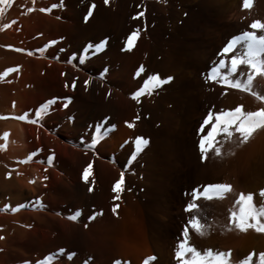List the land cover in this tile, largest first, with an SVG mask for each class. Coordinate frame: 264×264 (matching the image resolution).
I'll return each instance as SVG.
<instances>
[{"label": "rangeland", "instance_id": "374dc122", "mask_svg": "<svg viewBox=\"0 0 264 264\" xmlns=\"http://www.w3.org/2000/svg\"><path fill=\"white\" fill-rule=\"evenodd\" d=\"M82 1L38 0L39 3H37L36 0H19L20 12L17 16L6 20L8 10L0 15V49L2 50H0V73L7 68L16 69L0 79V102L5 107L4 112L0 113V117H4L0 119L2 120L0 139L3 138L2 133L8 134L6 127L10 125L8 128H11L13 122L20 121L13 118L17 116L10 112V109L17 110L16 108L21 106L23 110L20 109L19 112L22 115L26 114L28 120H35L36 110L41 105H45L47 111L42 115L44 120L53 122L56 115L68 117L65 121L79 127L76 138L85 141L84 146L90 147L89 150H93L95 155H100V146L107 140L112 128L102 129L99 123L101 119L105 121L106 118L99 115V110L91 98L61 90H65V85H72L73 80L75 85H84L88 77L97 79V83L88 81V85H98L96 89L100 93L105 92L106 86L112 84L139 85L134 92L135 94L141 91L139 102H137L138 107L133 109L135 130L143 126L147 140L155 144L158 152L149 159H141L145 147L136 153L134 146L136 136L133 135V139L128 141L132 145V151L125 160V167L131 171V174H136L139 165L145 166L149 162L152 169L147 182L137 181L135 184L136 211L147 224L152 226L159 238L166 241L172 257L170 264H178L175 253L180 242H186L187 246L195 247L201 253L208 249L213 252H223L221 248L223 243H218L216 247L219 248H216L207 241L233 230L240 231L229 222L230 212L238 211L239 195L252 193L256 207L264 208V201L259 198V192L264 189V186L253 184L249 169L241 163L243 162L241 152L246 147L251 148L252 141L257 140V133L262 129L254 132L247 142L239 146L236 143L239 139L238 134L234 133L231 140L225 139L223 134L218 135L216 140L217 146L221 147V156L217 157L209 151L206 158L202 160L198 147L199 140L210 128V124L205 125V131H200V125L209 111L215 114L232 110L237 106H242V111H255L264 107V103L247 91L226 87L208 80L207 76L213 67L218 66L221 58L228 62L232 53L223 57L220 53L233 36L251 30L248 26L254 20L264 22V0H251L249 8L241 7L242 3L239 1L242 2V0H225L216 9L211 8L209 4L206 6L205 2L184 3L187 0H175V11L178 14L173 18L168 13L170 20L164 25L154 24L156 26L153 25L151 33L144 31L147 25L142 26L131 50H126L124 44L119 47L120 54L126 51L123 55L111 51L109 36L114 33V24L108 19V13L98 8L95 3L86 5ZM232 2L239 3L243 10L238 6L242 10L238 13V17L232 20L231 18L221 19V9L226 11ZM53 4L62 6L52 8L48 12L40 11L41 8H50ZM93 4L95 7L92 9V14L85 20L89 6ZM29 7L34 11L28 12ZM6 24L7 28L4 27ZM11 27L12 31L5 33ZM1 38L4 40L2 41ZM163 38L174 41L173 44L178 50L175 59L177 66L194 64L202 69L200 75L192 82L186 81L180 74L163 75L161 64L158 62L159 56L154 59L155 61L150 60L152 49ZM101 40H105L106 43L99 51L89 47L99 44ZM50 41L55 43L50 44ZM239 50L238 45L233 51ZM141 67L143 70L138 71ZM220 71L226 72L227 69L220 68ZM241 71H244L246 76L247 69L241 66ZM157 74L161 79L168 76L173 79L157 87H152L151 84L145 87L149 77ZM230 76L241 80L245 78L239 73L230 74ZM84 89L87 92L89 87L84 86ZM146 89L152 92L151 95H153L150 97L153 98L152 100H142ZM252 90L264 95V78H254ZM11 92L18 96V102L13 106L7 96V93L11 94ZM235 95L236 99L233 98ZM243 95H247L248 98H244ZM243 103H247L246 106ZM40 122L41 117L35 123ZM97 129L100 130L99 133ZM29 142H31L30 145L25 142L15 145L19 157L25 155L27 157L23 159L24 162L15 160L17 165H13L14 167L29 164L34 158H37L35 161L38 164L53 166L64 162L67 158L64 149L51 142L46 135L40 142L36 135L31 133ZM7 143L8 141H1L0 145L4 147L0 150L5 151L8 147ZM49 157H52L51 162ZM7 167L6 172L12 166L7 165ZM10 171L4 172L7 174L6 180L0 181V237H2L0 264H51L58 257L71 261L76 255L84 253V247L75 238L74 226L61 223L58 219L47 220L42 216L36 217L25 212L34 210L37 202L42 200H47L49 204L64 206L65 202L60 200L61 197L45 196L44 192L32 199L27 193L28 189L20 194L12 183L19 177L12 170ZM26 174L27 180L38 187L44 186L46 180L43 178L40 180L37 177L34 166H29ZM145 177L144 174H139V179L142 180ZM217 183L230 184L231 192L220 194L221 198L214 196L211 200L200 198L196 201L199 205L198 211H184L185 206L192 202L191 193L194 188L202 191L205 185ZM30 201L36 202L30 205ZM5 205L8 206L7 209ZM21 205L22 207H19ZM96 206L99 207L100 203ZM12 208H16V211H11ZM167 208L172 209V216L170 219L161 221L157 215ZM80 210V208L74 210L70 216ZM98 211H102V208ZM6 214L13 216L8 217ZM192 215H196L204 226L203 235L189 226V235L184 237L183 230ZM67 217L69 216H66V219L70 220ZM87 225L88 223L86 227ZM250 230L240 232L245 234ZM147 257L156 258L157 254L149 253L143 259ZM185 258L190 259L191 255L186 253ZM80 264H87V260L83 259Z\"/></svg>", "mask_w": 264, "mask_h": 264}, {"label": "bare ground", "instance_id": "6f19581e", "mask_svg": "<svg viewBox=\"0 0 264 264\" xmlns=\"http://www.w3.org/2000/svg\"><path fill=\"white\" fill-rule=\"evenodd\" d=\"M18 1L19 0H16L14 2L13 0L11 5L2 6L4 9L3 11L8 10L6 20L19 14ZM174 1L175 0H109V3L105 5L103 0H83L82 3L86 5L95 3L98 8L108 13V19L114 24V33L112 36H109V41L111 43L109 45L111 51L119 53V47L125 45L126 35L136 29L141 30V27L144 25H147L144 31L151 33L154 24L164 25L170 20L169 16H167L168 13L169 15L171 14L172 17L176 16L178 13L175 11L176 8L174 4L176 3H174ZM198 1L205 2L206 6L209 4L213 9H216L225 2V0H187L184 3H195ZM36 2L39 3L38 0H36ZM239 2L242 3L241 1ZM230 4L229 9L226 11L222 9L221 12L219 11L222 14L221 19L229 20L231 18L232 20L243 10L237 2H232ZM238 6L242 10L239 9ZM139 12H143L142 18L137 17V13ZM2 13L3 12H0V15ZM133 17H136V19H133ZM170 22L171 21H169V23ZM12 27L5 33L12 31ZM3 40L4 39H2V41ZM173 43L174 41L172 42L167 38H163L158 45H154L155 47L152 46L154 48L152 49V59L150 60L157 59L156 57L159 56L160 59L158 62L161 64L163 75L180 74L185 77L186 81L192 82L194 78L200 75L202 69L194 64L185 65L184 67H181L182 65L177 66L175 59L178 50ZM147 50L149 49L147 48ZM125 53H119L118 55H123ZM96 80V78L88 77V81L97 83ZM65 86V90H61L62 92L65 91L91 98L95 103V107L99 110V115L102 118H106L105 121L101 119L99 123L102 129L108 127L112 128L108 138L106 137L107 140L102 143V146L99 145L100 155H95L93 150H89L90 147L84 146L85 141L76 138L77 129L79 127L77 128L75 127L77 125L69 124V121H65V118L68 117L56 115L54 117L55 120L49 122L43 119L44 116H41V122L34 124L26 121H15L11 128H8L10 125H7L8 127L6 128L4 127L5 130H8V137L6 139L4 137L0 139V142L8 141V147L5 151L0 150V181L6 180L5 176L7 174L4 172H6L5 170L8 168L7 165L9 167L12 166L10 170L19 177L12 182L13 187L16 191L20 192V194H22L25 189H28L29 191L27 193L30 195V198L32 197L33 199L36 195L39 196L45 192V196L49 195L53 198L54 196H58L61 197L60 200L65 202L63 206L59 204H49L47 200H39L40 202H37V207L34 210L25 211L32 216H42L47 220L58 219L61 223L74 226L76 229L75 238L79 244L84 247V253L76 255L71 261L64 257L57 256L58 258L55 257L56 259L54 261L52 260L53 262L51 264H80L83 259L87 260V264H114L115 261H120L121 264H143L144 256L149 253L152 254L153 252L157 254L153 264H170L172 262V257L167 248L166 241L159 238L156 231L153 230L150 224L144 221L135 207V184L137 181L147 182L149 174L152 173L151 164L148 162L145 166L139 165L136 174H131V171L127 169L124 164L128 154L132 151V145H130L128 141L131 138L133 139V135L148 139L143 126L139 127V125L137 126V128H139L135 130L136 124L133 118V109L137 106L140 96L136 97V99L132 97L139 85L112 84L106 86V91L102 93L99 91L97 92L96 88L98 85H87L89 87L87 92H85L84 89L85 85H75V87L72 85ZM151 93V91L146 89L144 96H142V100L151 99L150 97L153 95H151ZM14 94V92H11V94L7 93L12 106L18 102V96ZM235 97L236 95L233 98ZM245 97L248 98L247 95H245L244 98ZM1 104L0 113L4 112L3 108H5L3 104ZM243 104L246 106L247 103ZM258 105H260V103ZM20 107L16 108L17 110L10 109V112L15 113L16 116H20L22 114L19 110H23V108ZM0 123H2V120H0ZM128 124H132V127H128ZM262 130L263 132H261ZM262 130L259 132L260 135L257 133V140L252 141L253 145L251 148L246 147L243 152H241V161H243L241 163L249 169L248 171H250L251 179L254 181L253 184L256 183V185L260 184L264 186V166H262L264 165V129ZM31 133H34L40 142H42L46 135V138L50 139L51 142L63 148L67 156L66 160L62 163L48 166L43 163L38 164L35 161L37 158H34L29 164H21L19 167H14L13 165H17L16 161L20 160L21 162L25 156L27 157V155L19 157L17 154V146L15 145L21 142L31 143L29 142ZM44 141L46 142V140ZM149 143L142 151L141 159H149L158 152L155 144ZM120 151L122 153L119 154ZM90 162L92 164L91 175L86 183L82 179V172ZM29 166L35 167L37 171L36 175L40 180L42 178L46 180L44 184L46 188H43L44 186L38 187L25 178ZM10 170L7 172H11ZM122 174V190L116 193L113 191V186L117 180L121 179ZM139 174H144L146 177L141 180L139 179ZM250 175L248 176L250 177ZM89 187L92 188L91 192L88 191ZM254 189H256V187H254ZM259 198L264 201V197L259 195ZM30 202V205H34L36 201ZM97 203H100L99 207L96 206ZM114 207L115 212L113 211ZM78 208L81 209L79 212L80 215L75 220H67L66 216H70L74 213V210ZM100 208H102V211L99 212L98 210ZM172 212L171 208H167L162 210L157 216L161 221H164L171 218ZM6 215L8 217L13 216L11 214ZM86 223H88L87 227ZM207 242L213 244L215 247L218 243H223L221 247L223 248V252H230V256L227 257L229 264H239V262L245 259L250 253L253 254L251 264H258L259 253L264 252V233L256 232L254 229H251L245 234L238 230H233L227 234L210 238ZM242 249L245 250L243 251ZM240 252H242L241 255Z\"/></svg>", "mask_w": 264, "mask_h": 264}, {"label": "snow or ice", "instance_id": "6c2138e0", "mask_svg": "<svg viewBox=\"0 0 264 264\" xmlns=\"http://www.w3.org/2000/svg\"><path fill=\"white\" fill-rule=\"evenodd\" d=\"M13 0H0V12H3V5H11ZM104 4L107 5L109 0H103ZM58 6L53 4L50 8H41V12L51 11L52 8ZM251 6V0H242L241 7L249 8ZM95 5H90L87 15L84 19L87 20L88 17L92 14V9ZM28 12L34 11L33 8L29 7ZM137 17L142 18L143 12L137 13ZM136 19V17H133ZM5 28L8 25H4ZM249 31H243L240 35L233 36L228 43L221 49L220 55L228 56L229 53H232L229 57L228 62L226 63L225 59L221 58L218 62V66L213 67L208 73L207 79L211 81L218 82L226 87L239 89L241 91H247L253 95L257 100L264 103V95H260L257 92L252 90V84L254 78L262 77L264 78V22L260 20H254L248 26ZM139 29L131 32L126 41L125 49L131 50L134 41L137 39ZM50 44H54L55 41H50ZM106 41L101 40L99 44L90 45L89 47L93 48L94 51H99ZM240 46L239 51H233ZM16 51H24L23 49H15ZM31 55V53H29ZM241 66L247 69V74L241 71ZM220 68H226V72H221ZM139 69L138 71H142ZM16 71L15 68H7L3 73H0V79L6 77L9 73ZM239 73L240 76H245L243 80L238 78H231L230 74ZM173 78L168 76L164 79H161L160 76L154 75L149 77V80L145 82L146 87L151 84L152 87H157L163 84L170 82ZM85 87L88 85V81H84ZM72 86L75 87V80L72 82ZM141 95V91H137L133 95V99H136ZM50 106V105H49ZM47 111L45 105H41L39 109L35 112V120H28L26 114L13 117L14 119L27 122H38L39 118ZM139 117H137L138 119ZM4 119V117H0ZM210 128L206 131L205 135L201 136L199 140V152L201 159H205L209 151L213 152L215 156H221V147L217 146L218 142L216 137L220 134H223L224 138L231 140L233 134H238L237 146L247 142L254 132L264 129V107L258 108L255 111H242V106H237L229 111H221L213 114L209 111L208 116L203 120L200 125V131H205V125H209ZM128 127H132V124H128ZM99 133V129H97ZM7 133L3 134V137L7 138ZM135 152L139 153L143 148L149 143V141L144 137H136L135 141ZM4 145H0V148ZM52 157H49V162H51ZM24 162V161H21ZM92 164L91 162L83 169L82 179L87 183L91 175ZM122 181L123 174L121 179L117 180L113 186V191L119 193L122 190ZM89 192L92 191V188L89 187ZM231 191V185L225 183L217 184H207L203 187L202 191L197 189L192 190V202L188 203L184 211L185 212H196L199 210V205L196 201L200 198L211 200L216 196L221 198L220 194ZM259 195L264 197V189H261ZM238 211H231L229 215V222L234 224L237 229L241 232L246 231L247 229H254L256 232L264 233V208H257L253 203V194L241 193L237 199ZM19 207H22L19 206ZM8 206L5 205V209ZM11 211L15 212L16 208H12ZM115 212V207L113 208ZM80 215L79 212H76L74 215L69 216L70 220H75ZM189 226L195 230L198 234L203 235V225L199 222V219L196 215H192L188 220L187 225L183 230V236L187 237L189 235ZM2 239V237H0ZM188 253L191 255L190 259L185 258V254ZM175 256L178 260V264H229L228 258L229 253L224 252H213L211 249L205 250L203 253L198 251L195 247L187 246L186 242H180L177 246ZM155 257H147L143 264H153ZM253 260V254H249L245 259L239 262V264H251ZM114 264H121L120 261H115ZM258 264H264V252L259 253Z\"/></svg>", "mask_w": 264, "mask_h": 264}]
</instances>
